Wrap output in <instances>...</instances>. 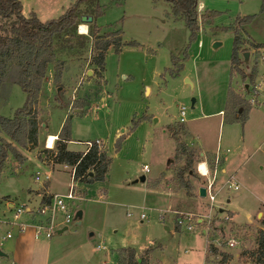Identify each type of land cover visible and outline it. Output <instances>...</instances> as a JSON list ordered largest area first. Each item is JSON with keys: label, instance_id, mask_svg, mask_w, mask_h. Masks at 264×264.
Instances as JSON below:
<instances>
[{"label": "rangeland", "instance_id": "rangeland-1", "mask_svg": "<svg viewBox=\"0 0 264 264\" xmlns=\"http://www.w3.org/2000/svg\"><path fill=\"white\" fill-rule=\"evenodd\" d=\"M20 1L25 16L35 13L44 22L60 17L74 2ZM98 4L101 33L121 30L122 50H108L103 76L97 77L90 63L91 42L80 43V55L61 51L66 42L57 44V57L48 65L38 98L39 144L18 146L25 159L18 162L11 155L0 177V200L9 196L15 205L33 208L47 189L66 194L75 184L78 196L71 207L75 213L82 210V218L51 239L31 235L32 244L22 257L11 254L0 264H118V251L129 246L139 257L150 247L151 264H255L244 251L256 247L258 231L264 230V46L257 50L251 43H264V0H198L195 33L174 14L168 0H98ZM255 14L258 19L243 33L250 43L255 75L244 80L231 70L230 26L238 17ZM202 16L208 21L203 22ZM83 24L87 32L82 34H87L89 26ZM173 57L183 62L177 75L171 73L176 67ZM57 59L63 60L61 67ZM241 66L246 71L243 62ZM230 91L245 98L246 106L250 103L238 108V114H247L244 121H228L225 116H233L228 109ZM25 101L24 90L13 85L8 99L0 100V115L12 117ZM182 107L187 108L183 122L187 133H180V139L198 154L189 177L190 195L176 177L185 160L175 159L177 139L170 127L179 121ZM66 121L69 149L86 150L88 141L100 140L109 152L104 180L74 182L71 166L53 167L41 161L40 150L50 148L48 133L59 134ZM199 151L208 154V176L197 170L204 159ZM46 174L49 181L43 180ZM210 180L213 203L208 196L200 197L197 188ZM3 200L0 216L9 217L14 208ZM187 213L194 215L196 226L191 230L177 222ZM232 238L239 241L233 248L228 245ZM212 244L216 253L210 251ZM225 253L231 260L220 263Z\"/></svg>", "mask_w": 264, "mask_h": 264}, {"label": "trees", "instance_id": "trees-1", "mask_svg": "<svg viewBox=\"0 0 264 264\" xmlns=\"http://www.w3.org/2000/svg\"><path fill=\"white\" fill-rule=\"evenodd\" d=\"M172 4L175 15L182 16L192 33L199 29L198 0H168ZM92 15L93 21L88 23L89 32L82 34L77 32V27L82 23V15ZM102 14L98 0H74L67 11L56 19L42 21L35 14L25 16L22 13L20 0H0V100H7L13 85H19L26 93V101L19 107L12 117L0 115V134L4 133L9 140L0 135V177L6 166L7 160L12 155L18 162L25 157L19 151L18 146L35 148L39 144L38 98L45 86L48 65L57 57V44L68 43L61 51H70L73 54H82L79 49L82 41L87 45L91 42L90 63L95 66L97 77H102L105 71V60L108 50L112 47L116 52L122 50V31H105L101 33V27L97 23V17ZM211 12L209 15H214ZM202 20L208 21L204 16ZM258 19V15H244L238 17L230 28L234 32V44L231 57L233 72L237 71L244 80H253L255 68L247 73L242 65L241 55L249 49L243 33H248L246 25ZM65 44V43H64ZM257 50L264 43H251ZM79 49V50H78ZM173 57L175 69H171L173 75H177L183 66V62H177ZM58 66L63 65V60L57 59ZM60 69V68H59ZM57 71H60V70ZM56 77L60 72H56ZM247 101L236 91H230L228 96V109L232 117L228 121L245 120L246 113L238 114V108L246 106ZM174 124V123H173ZM171 124L172 135L177 139L175 159H184L185 164L179 168L176 177L180 187L191 194L193 184L189 177L194 175L192 170L196 149L184 141H181L182 132L187 133V126L180 121L176 125ZM173 125V126H172ZM56 142L51 148L40 150L39 157L47 165H69L74 171V181L91 183L105 179L111 163L109 152L101 145L93 141V145L85 150H71L68 142L71 140L70 124L66 121L57 135ZM200 153V151H199ZM197 160V159H196ZM199 160V159H198ZM201 160V159H200ZM48 195L42 192V199ZM4 200L10 199L5 196ZM212 253L217 252V247L210 245ZM138 256L133 247H123L118 251V264H151L150 254L152 249ZM255 264H264V230L260 229L256 238V247L253 250H245ZM231 254L225 253L220 263H228Z\"/></svg>", "mask_w": 264, "mask_h": 264}, {"label": "built area", "instance_id": "built-area-1", "mask_svg": "<svg viewBox=\"0 0 264 264\" xmlns=\"http://www.w3.org/2000/svg\"><path fill=\"white\" fill-rule=\"evenodd\" d=\"M187 108L182 107L180 109V122H185ZM94 142H87V149H89ZM97 145H101L100 140H96ZM219 153L216 155V161L218 162ZM206 165V163H205ZM207 171L203 172L200 170V164L197 165V170L202 176L209 175V169L206 165ZM144 169H148L147 165H144ZM72 177H74V171L72 170ZM232 177V176H231ZM37 180H41L40 175H36ZM44 181L50 180V175L46 174L43 177ZM214 178V177H213ZM74 180V179H73ZM75 182V181H74ZM214 181L210 180L206 185L207 195L209 201L213 203L216 199V196L213 194L212 187ZM234 188L238 189L239 185L236 182H233ZM76 185H71L70 189L66 194L61 193H47L48 195L46 200L41 199L37 207H29L28 205H13V213L11 216H0V248L16 234H22L26 232L28 228H32L33 236L35 239L43 238L49 239L54 233L58 230H65L69 228V224L76 221L75 212H73L71 204L77 198L78 193L76 192ZM24 215V217H23ZM193 214L187 213L185 216L181 214L177 218L179 226H183L188 230L193 229L196 225L193 223ZM142 218L145 217V214L142 213ZM198 221L202 219L198 218ZM229 247H236L239 245V241L232 238L228 241Z\"/></svg>", "mask_w": 264, "mask_h": 264}, {"label": "crops", "instance_id": "crops-1", "mask_svg": "<svg viewBox=\"0 0 264 264\" xmlns=\"http://www.w3.org/2000/svg\"><path fill=\"white\" fill-rule=\"evenodd\" d=\"M221 112H222V110H221ZM52 134V135H51ZM57 135H58V133H48V136H54V139L56 140V138H57ZM54 140V141H55ZM87 150V149H86ZM82 151H85V150H82ZM210 154V153H209ZM216 154V153H215ZM217 154H218V152H217ZM206 155H208L207 153H204V152H200V156L202 157V156H204V159H202L203 161H201L202 163L204 162V164L206 163V165H207V167H208V169H209V165H208V160L206 159ZM200 163V162H199ZM198 163V164H199ZM223 164H224V161H223ZM221 169H222V171H224L225 172V170H226V168L224 167V166H222L221 167ZM209 171H210V169H209ZM212 172V171H211ZM215 172V170L213 171V173ZM200 186H203V185H198V190H199V187ZM47 193H50L49 191H48V189H47V191H46ZM3 200V199H2ZM2 200H0V203L2 202ZM4 201V200H3ZM6 202H7V205H8V207L9 208H12L13 207V205H14V203L13 202H10V199H8V200H6ZM12 204V205H11ZM31 235H32V238H34V236H33V230H32V228H28L27 230H26V232H24V233H22V234H16L13 238H11V239H9V241L8 242H6V247H7V249H4V248H1L5 253H6V255L5 256H0V259H4V258H6V257H9L11 254L12 255H18V256H20L21 255V257H22V255H23V250L25 249V248H27V247H29V245L30 244H32V242H31ZM54 236V235H53ZM53 236L51 237V238H53ZM51 238H49V239H51ZM1 261V260H0ZM1 263V262H0Z\"/></svg>", "mask_w": 264, "mask_h": 264}, {"label": "water", "instance_id": "water-1", "mask_svg": "<svg viewBox=\"0 0 264 264\" xmlns=\"http://www.w3.org/2000/svg\"><path fill=\"white\" fill-rule=\"evenodd\" d=\"M80 19H81L82 23H87L88 24V23L93 21V16L84 14V15L81 16ZM217 45H218V43H215V46H217ZM251 57H252V51L246 50V51L242 52V62L244 64V67H245L247 72L251 71ZM187 81H189V80L187 79ZM60 89H61V87L59 88V90L57 92H59ZM192 101H193V103L195 102L194 99ZM142 180H144V177H142ZM198 192H199V196L200 197H205L207 195L206 186H204V185L200 186ZM75 218L77 220H80L82 218V210H77L76 211ZM5 255H6V253L0 248V256H5Z\"/></svg>", "mask_w": 264, "mask_h": 264}, {"label": "bare ground", "instance_id": "bare-ground-1", "mask_svg": "<svg viewBox=\"0 0 264 264\" xmlns=\"http://www.w3.org/2000/svg\"><path fill=\"white\" fill-rule=\"evenodd\" d=\"M79 30L81 33H86L87 32V26L83 23L80 24L79 26ZM54 136H49L48 139H47V145L48 147H53L54 146ZM200 164V170L203 171V172H206L207 171V168H206V165L203 163H199Z\"/></svg>", "mask_w": 264, "mask_h": 264}]
</instances>
